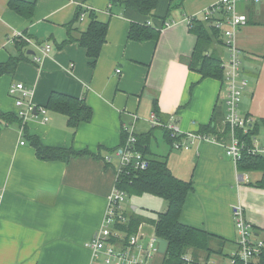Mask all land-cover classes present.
<instances>
[{
    "label": "crops",
    "instance_id": "obj_1",
    "mask_svg": "<svg viewBox=\"0 0 264 264\" xmlns=\"http://www.w3.org/2000/svg\"><path fill=\"white\" fill-rule=\"evenodd\" d=\"M10 1L0 0V66L12 58L19 61L14 72L0 76V111L17 115L9 89L23 83L34 90L37 106L47 108L52 94L58 93L82 101L92 116L75 127L67 115L47 108V123L39 117L0 124V264H111L96 258L87 244L104 223L116 181L114 152L124 143L125 126H132L136 135L151 133L149 157L165 159L177 178L193 184L180 222L210 235L211 251L189 249L190 264H231V255L239 248L237 206L243 208L256 236L264 239V187L257 186L264 173H240L224 147L214 141L175 150L163 130L149 122L156 114L164 125L177 122L184 133H199L212 125L220 134L227 133L220 141L230 137L224 78H203L188 63L198 38L187 20L219 0H159L151 16L126 9L122 2L127 0H20L35 4L31 19L12 11ZM81 9L87 14L76 21ZM249 10V23L237 35L241 77L248 82L238 110L251 120L249 134L257 127L254 136L262 141L264 3ZM92 12L108 24L106 41L93 66L78 41L89 27ZM133 25L157 31L158 39H130ZM16 33L33 45L17 49L16 40L11 41ZM47 44L52 52L41 63L34 62L37 46ZM207 54L218 56L224 74L228 49L215 43ZM32 138L47 149L85 154L68 161L43 160ZM138 208L126 202L125 212L129 218L141 216ZM166 209L167 204L159 213ZM144 226L136 235L146 243L156 235L154 229L148 234ZM166 254H154L147 264H164Z\"/></svg>",
    "mask_w": 264,
    "mask_h": 264
},
{
    "label": "built area",
    "instance_id": "obj_2",
    "mask_svg": "<svg viewBox=\"0 0 264 264\" xmlns=\"http://www.w3.org/2000/svg\"><path fill=\"white\" fill-rule=\"evenodd\" d=\"M262 3L264 0H219L202 13L188 18L187 21L190 26L194 20L208 23L219 32V39L228 49L229 57L227 63L223 65V75L227 85L225 122L229 126L230 137L220 141L200 133H184L178 127L177 122L164 125L157 115L153 114L149 119L151 127L168 130L173 139V149L189 150L196 142L214 141L224 147L226 156L236 164L242 160L244 155L264 157V136L260 141L259 137L251 135L248 141L241 139L238 134L241 130L242 137L250 135L251 120L242 116L238 110L242 91L247 87L248 82L241 77L242 59L237 35L239 30L249 23V7ZM239 5L242 7L239 8ZM86 14L87 12L81 15V21L84 20ZM15 40H23L28 45H33L31 40L22 33H16L11 41ZM37 49L38 53L33 57L36 63H41L52 52V46L49 44L37 46ZM117 72L120 73V70ZM9 95L14 99L17 116L22 121L39 117H41L42 122L47 123L49 121L47 108L37 106L33 102V89L26 87L23 83H14L9 89ZM124 132L126 140L114 152L113 159L118 162L116 181L113 193L109 197L104 223L96 236L87 244V247L93 251L96 258H103L107 263L147 264L154 254L159 253L157 238L152 237L145 243L139 235H129L119 228V226L127 225L129 222V217L125 212L128 194L119 188L120 177L122 174L130 173V170L144 172L149 167L148 156L138 150V137L134 133L133 127L125 126ZM248 177L247 174L243 175L246 181H248ZM1 199L2 194L0 193V202ZM234 221L239 237V248L232 253L231 264H254L256 257L264 248V240L256 236L255 229L246 219L241 206L234 208ZM123 242L126 244L120 246ZM181 264H190V261L184 256Z\"/></svg>",
    "mask_w": 264,
    "mask_h": 264
},
{
    "label": "trees",
    "instance_id": "obj_3",
    "mask_svg": "<svg viewBox=\"0 0 264 264\" xmlns=\"http://www.w3.org/2000/svg\"><path fill=\"white\" fill-rule=\"evenodd\" d=\"M158 1L127 0L122 2V5L126 9H133L142 15L151 16L158 6ZM9 7L16 14L26 19H31L35 11L34 3L20 0H11ZM85 12L82 9L79 10L76 15V21H79L81 15ZM89 16L91 19L89 27L78 41L87 50L90 65L93 66L99 58L101 48L106 41L108 24L98 21L93 12ZM190 29L197 36L198 44L193 56L188 61L189 67L192 70H197L203 78H224L221 61L218 56L215 54H207L208 48L213 44L223 45L221 39H219V32L201 20H194ZM129 37L137 41L156 40L159 37V33L148 27L133 25ZM71 40H73L72 37L69 42ZM15 42L19 50L28 45L23 40H16ZM18 61L19 57L12 58L6 65L0 66V76L5 73L14 72ZM47 108L67 115L69 123L75 127L82 122L89 121L92 116L91 110L82 101L58 93L52 94ZM19 119L17 115L4 114L0 111V124L2 122L12 124ZM227 127L229 128L228 125ZM256 129L257 127H255L254 132L252 131V135L256 134ZM161 130H163L168 144L172 147L173 139L170 136V132L163 128ZM199 133L208 136L213 135L218 139L227 138L226 132L220 134L212 125L202 128ZM137 137L138 150L148 156L149 167L144 172L130 170V173L122 174L119 180V188L124 190L128 194V197L152 195L163 199L167 204V209L159 213L157 218L152 221L139 215H131L128 224L121 225L119 228L126 231L129 235H134L140 231L141 226L151 222L150 224L153 226L156 237L165 239L169 243L164 264H181L183 257L186 256L189 249L210 252L209 242L211 236L203 231L187 227L180 222L186 197L193 190L192 182L177 178L170 170L165 159L161 160L149 157L152 155L150 150L151 133L137 135ZM239 137L249 141L251 135L242 137L239 134ZM32 144L37 150L38 157L43 160L68 161L71 157H78L85 154V152H74L72 150L47 149L38 140H34L33 138ZM237 166L240 173L251 171L264 173V158L244 155ZM257 186L264 187V178ZM254 264H264V248L256 257Z\"/></svg>",
    "mask_w": 264,
    "mask_h": 264
},
{
    "label": "rangeland",
    "instance_id": "obj_4",
    "mask_svg": "<svg viewBox=\"0 0 264 264\" xmlns=\"http://www.w3.org/2000/svg\"><path fill=\"white\" fill-rule=\"evenodd\" d=\"M241 7L242 5H239V8ZM160 131H159V134L161 133ZM157 138L159 139L158 135H157ZM183 151H187V150H183ZM224 152H225V149H224ZM127 202L130 204L135 203L139 207L137 213H139L141 217H144V218L146 217L149 218L150 216L157 217L160 212V207L166 204V202L163 199L161 200L160 198H156V197L148 196V195H145L142 197H137V196L128 197ZM145 213L147 214V216H145ZM143 229L148 234H150L151 231L153 230V226L150 223H146ZM157 261H161V257H158Z\"/></svg>",
    "mask_w": 264,
    "mask_h": 264
},
{
    "label": "water",
    "instance_id": "obj_5",
    "mask_svg": "<svg viewBox=\"0 0 264 264\" xmlns=\"http://www.w3.org/2000/svg\"><path fill=\"white\" fill-rule=\"evenodd\" d=\"M158 242V251L160 254H166L168 250L169 243L165 239L157 238Z\"/></svg>",
    "mask_w": 264,
    "mask_h": 264
}]
</instances>
